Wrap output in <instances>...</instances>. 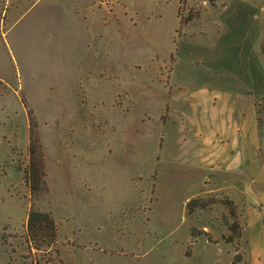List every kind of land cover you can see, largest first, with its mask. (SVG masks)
Instances as JSON below:
<instances>
[{"label":"rangeland","instance_id":"374dc122","mask_svg":"<svg viewBox=\"0 0 264 264\" xmlns=\"http://www.w3.org/2000/svg\"><path fill=\"white\" fill-rule=\"evenodd\" d=\"M261 99L264 0H0V264H33L31 207L64 264H232L203 237L186 255L191 226L231 221L186 202L231 194L247 230L264 223ZM27 107L48 188L34 196Z\"/></svg>","mask_w":264,"mask_h":264},{"label":"trees","instance_id":"16d2710c","mask_svg":"<svg viewBox=\"0 0 264 264\" xmlns=\"http://www.w3.org/2000/svg\"><path fill=\"white\" fill-rule=\"evenodd\" d=\"M26 106V105H25ZM257 119L264 124V99L256 103ZM28 116V144H27V161L24 167V178L29 188L31 196L47 192V181L44 163V154L40 142L37 122L33 115L32 109L27 107ZM220 201L228 208L231 221L228 222V233L223 234L221 238L230 242L235 247L234 261L240 259L241 255L238 247V240L241 235V221L238 216L237 206L233 199L227 196H217L213 193L208 194L207 198H190L186 202V211L191 213L196 208H205L209 203ZM204 234L209 241H217L212 235L204 229L190 227V243L198 235ZM25 242L28 249L27 256L33 257V264H64L61 257L56 256L58 251L57 244V227L48 212L31 207L28 210L25 222ZM56 253V257L54 256ZM189 250L186 255H189Z\"/></svg>","mask_w":264,"mask_h":264},{"label":"crops","instance_id":"0c3cea01","mask_svg":"<svg viewBox=\"0 0 264 264\" xmlns=\"http://www.w3.org/2000/svg\"><path fill=\"white\" fill-rule=\"evenodd\" d=\"M27 144H28V126H27V142L24 145V147L22 148L23 150V155L27 154ZM27 158V155H26ZM213 193L217 196H227L231 199L234 200L236 206H237V210H238V216L239 219L241 221V225H242V229H241V235L240 238L238 240V247H239V252H240V259L237 261H234V255H235V247L230 243V242H226L224 241L221 236L223 235V230L227 232V228H223V226L220 227V229H217V235H215L213 238L217 239V241H209L206 236L204 234L198 235L195 240L192 242L191 245V251L189 253L192 254V247L193 244L197 241L198 238L203 237L206 239V241L208 242V244H212L215 246L220 247L221 245H224L227 248H230V250H232V257H231V263L232 264H240L242 262H248L249 260H251L252 264H264V223L263 222H255L252 226H250L249 230H247L248 225L246 223H243V216H242V209H240L237 198L231 194L226 195V194H219L217 192L214 191H210L208 194ZM245 193V192H243ZM207 194V195H208ZM241 217V218H240ZM195 227V226H194ZM198 229H204L206 232L210 233V234H214V225L211 227L210 225H205V223L203 225H201V227H196ZM225 234V233H224ZM84 244V245H82ZM71 246V245H70ZM81 246L83 248H89L93 251L96 250L97 247L92 246L91 243H81ZM91 247V248H90ZM81 248V249H83ZM80 249V250H81ZM230 250H227L228 252ZM261 257L263 259H261ZM62 259V258H61ZM63 261V260H62ZM64 263V262H63Z\"/></svg>","mask_w":264,"mask_h":264}]
</instances>
